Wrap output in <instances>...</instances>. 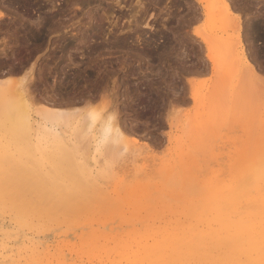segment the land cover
Wrapping results in <instances>:
<instances>
[{
  "label": "rangeland",
  "instance_id": "1",
  "mask_svg": "<svg viewBox=\"0 0 264 264\" xmlns=\"http://www.w3.org/2000/svg\"><path fill=\"white\" fill-rule=\"evenodd\" d=\"M223 1H215L212 21L198 0H0V78L26 84L33 96L32 146H55L41 124L45 104L72 112L63 145L68 160L60 170L62 178L91 188L84 194L91 207L78 209L81 224L90 218L94 227L109 229L121 216L138 227L148 219L195 221L190 201L198 204L206 196L202 182L227 188L255 158L264 163V0H229L235 5L230 12ZM200 35L233 36L238 56L220 55L227 66L219 64L222 71L215 72ZM244 57L256 66L257 77ZM222 87L224 94L216 96ZM91 112L113 116L122 137L96 149L87 141L100 126L89 131ZM11 137L0 131V140ZM126 143L142 155L135 157ZM12 167L11 173L23 175L17 170L24 167ZM55 170L33 163L23 171L43 179ZM168 170H174L177 189ZM188 172L200 178L191 195L179 184L180 173ZM5 206L1 202L0 222L12 229L15 213ZM195 209L201 215L200 205ZM51 231L53 239L58 230Z\"/></svg>",
  "mask_w": 264,
  "mask_h": 264
},
{
  "label": "bare ground",
  "instance_id": "2",
  "mask_svg": "<svg viewBox=\"0 0 264 264\" xmlns=\"http://www.w3.org/2000/svg\"><path fill=\"white\" fill-rule=\"evenodd\" d=\"M215 1L217 2V0H198L204 11L203 15L211 17L212 21L217 20L212 16L218 5ZM223 2L227 12L233 10L232 6L235 5L232 2L229 0ZM229 26L231 27L230 24ZM199 37L206 44V57L215 72L222 71L221 68L225 70L227 66L225 64L222 66L221 63L224 61L220 62V59L225 57L220 55L238 56L233 36L226 38L217 36V38L213 35H200ZM242 53L244 54L243 51ZM244 58V64L256 76V66L247 57ZM246 78L249 79L248 76ZM10 80V78H0V131L12 136L9 141L0 140V168H4L0 173L2 177L0 204L2 202L8 205L10 208L7 206L5 208L15 213L16 226L14 227V224L10 229V226L7 227L0 222V264H264V163H256L255 158L253 164L239 170L240 172L235 175V179L227 188L223 187L221 182V185L214 181V183L202 182L208 190L207 194L205 192L206 196L202 199L197 197L202 200L198 204L194 198L190 201L192 205L190 214L195 217V221L191 218L187 222L162 219L163 221L156 225L155 222L153 223L154 219L151 220L152 222L148 219L141 222L142 227L141 225L138 227L134 222L121 216L118 219L119 223L116 226L110 225L109 229L106 228L108 224L103 225V229H100V226L94 227L92 224L94 219L92 221L90 218L81 224L80 219L78 220V209L91 207L88 197L84 195L88 187L84 189L79 181L62 178L63 173L60 170L61 164L68 160L66 157L68 149H64L63 145L66 143L68 129L73 119L70 116L72 112L45 104L41 124L43 123L46 138L55 146L43 147L38 143L33 147L30 141L37 125L31 112L33 96L26 84L22 85L19 82L16 85ZM188 81L193 86L195 79L189 78ZM10 82L11 84H8ZM253 83L250 85H255L256 81ZM222 88L216 90V96L222 97L225 92V88ZM87 119L89 131L98 123L100 125L96 132L89 134V140L87 139L90 143L91 141L94 143L96 149L109 145L113 139L120 138L124 134L121 125L113 116L107 118L106 115L100 118L99 115L91 112ZM133 142L135 144L139 141L134 138ZM126 144L128 145L126 148L132 150L135 157L142 155L141 148L136 147L133 150L135 145ZM23 159L26 162L22 161ZM33 163L35 167L49 163L56 170L52 176L48 175L47 178L41 179L35 172L28 174L23 171L25 168H31ZM12 166L18 167L17 169L19 166L24 167L22 170H17V173L20 171L27 173L29 178H23L22 176H26L24 173L23 175L18 173V176L11 173ZM192 168L194 171L193 165ZM173 171L168 170V173L171 172L172 177L169 180L172 179L173 185L169 180L166 184L177 189L178 179H175ZM198 175L189 172L180 173L179 184L183 192L187 191L186 194L190 193L189 190L195 192L193 186L200 179L199 177L196 179ZM10 177L13 179L16 177L18 181H13ZM22 180L25 182L22 183ZM220 181H223L222 178ZM173 182L176 184L175 187ZM88 190L90 191L91 188ZM151 190V193H154L155 190ZM162 195L161 197L164 198L165 196ZM196 205L202 208L201 215L194 211ZM0 219L2 220V217ZM62 228H66L64 232ZM51 230H58L53 239L48 236Z\"/></svg>",
  "mask_w": 264,
  "mask_h": 264
}]
</instances>
